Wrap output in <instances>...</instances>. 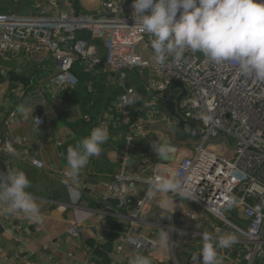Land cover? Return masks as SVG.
I'll use <instances>...</instances> for the list:
<instances>
[{
	"label": "crops",
	"instance_id": "crops-1",
	"mask_svg": "<svg viewBox=\"0 0 264 264\" xmlns=\"http://www.w3.org/2000/svg\"><path fill=\"white\" fill-rule=\"evenodd\" d=\"M75 6L76 11L87 16H104L99 0H77ZM132 13V0H129L126 15L134 20ZM26 14H41V10L31 6ZM139 54L150 64L158 63L151 45H140ZM136 69L141 70L137 72ZM136 69L122 76L125 93L134 88L141 94L136 106L146 108L159 101L167 82L150 69L155 79L147 81L145 86L143 80H151L150 76L149 79L145 77L147 69ZM58 70V64L47 53L33 57H0V148L11 142L14 152L18 153L0 152V171L18 168L26 173L30 180L27 190L38 203L42 215V221L37 223L22 214L0 213V264H129L137 254L148 256L152 264H194L193 256L202 246V233H210L214 241L226 235L222 221L172 193H157L148 198L146 213L138 219L132 216L133 213L120 206L115 209L107 202L112 198L107 187L122 168L128 176L144 180L152 177L156 169L160 168L159 173L164 172L160 165L170 162L161 160L152 145L167 141L168 157L177 160L194 153L199 139L193 137L194 130L188 127L192 136L186 140L181 137L178 141L170 128L155 124L144 129L141 139L129 144L126 129L115 132L116 128L109 125V139L102 145L101 153L90 158L79 183L73 184L66 176L67 148L87 136L90 123L111 122L113 115L108 114L105 106L103 109L92 107L93 110L84 107L83 101H78L73 93L56 97L51 78ZM102 78L105 84L101 85L109 93L113 79ZM176 94L179 97L182 93L177 91ZM22 104L31 109L27 117L17 111V106ZM40 114L46 118L43 129L48 135L34 141L31 124L36 129L34 119ZM114 125L118 126L115 122ZM38 163L44 164V168L38 167ZM149 187L148 183H141L135 190V198L145 199ZM70 189L78 190L79 196L74 197ZM162 198L174 203L170 202L164 208L160 204ZM231 216H235L239 226L247 227L248 222L238 214ZM74 226L79 230L76 238L69 233ZM161 228L170 232L166 248L158 244ZM141 239L152 240L155 246L138 251L134 243ZM246 249V245L236 238L230 247L217 251L222 264H246L243 257Z\"/></svg>",
	"mask_w": 264,
	"mask_h": 264
},
{
	"label": "built area",
	"instance_id": "built-area-1",
	"mask_svg": "<svg viewBox=\"0 0 264 264\" xmlns=\"http://www.w3.org/2000/svg\"><path fill=\"white\" fill-rule=\"evenodd\" d=\"M99 1L104 14L100 18L78 14L72 0H38L41 14L35 16H0V57L47 53L59 67L51 78L55 96L78 86L79 80L73 73L78 61L92 66L102 63L97 57L98 49L89 40L78 39V31L87 30L93 39L105 40L103 64L108 71L121 75V86L127 72L139 67L153 69L167 82L159 101L146 108L134 106L126 92L117 107L124 123L136 131L128 135L129 144L155 124L167 126L175 138L181 139L184 133L179 120L171 117L162 104L171 94L172 84L182 83L188 96L177 101V112L201 128L202 135L194 153L176 159L175 163H159L164 172L156 169L152 177L179 173L191 190L188 200L234 228L237 240L246 245V264L264 260V81L241 76L235 61L217 64L191 49H186L181 58L168 55L163 63L150 64L140 56L139 47L144 43L151 45V37L126 15L128 1ZM42 102L45 103L43 98ZM34 125L44 128L45 116L38 115ZM0 152L18 155L11 142ZM147 180L127 177L123 172L109 186V192L122 201L123 209L137 219L146 213L148 198L135 201L134 193L138 183H148ZM234 213L248 222L245 229L234 224L230 218ZM69 233L78 237V226ZM134 244L138 251L155 246L148 239Z\"/></svg>",
	"mask_w": 264,
	"mask_h": 264
},
{
	"label": "clouds",
	"instance_id": "clouds-1",
	"mask_svg": "<svg viewBox=\"0 0 264 264\" xmlns=\"http://www.w3.org/2000/svg\"><path fill=\"white\" fill-rule=\"evenodd\" d=\"M132 8L135 23L151 37V48L158 62L163 63L168 55L181 58L186 49H191L217 64L235 61L241 76L264 81V0H132ZM17 111L27 117L31 109L22 104L17 106ZM108 139L107 126L99 124L67 148L66 175L73 184L79 183L82 170L91 157L101 153ZM152 148L160 157L167 158V141ZM147 182L150 185L147 198L157 193H173L180 199H191V190L179 173L156 175ZM29 187L30 180L23 170L0 171V213L22 214L41 222L39 205L27 190ZM70 190L74 197L79 196L78 190ZM170 202L174 203L167 198L160 200L164 208ZM170 238L169 230L161 228L159 247H168ZM201 240L200 251L193 256L194 264H222L217 249L230 247L236 237L226 234L214 241L210 233L204 232ZM129 264L152 262L148 256L137 254Z\"/></svg>",
	"mask_w": 264,
	"mask_h": 264
},
{
	"label": "trees",
	"instance_id": "trees-1",
	"mask_svg": "<svg viewBox=\"0 0 264 264\" xmlns=\"http://www.w3.org/2000/svg\"><path fill=\"white\" fill-rule=\"evenodd\" d=\"M23 1H28V2H30V4L33 3L34 9H37V7L39 6L38 0H23ZM74 2L76 4L77 0H74ZM26 5H25V7H26ZM35 6H36V8H35ZM14 12L15 11L7 12V14H8V16H15V15H9V14H14ZM32 15H36V14H32ZM76 36L78 39L89 40V42H91L93 44V46L96 47L97 49H98V46L102 47L101 49L99 48V50H98L99 53L97 55V57L100 60H102V63L97 65V66H92V65L88 64L86 61H82V60L78 61L73 68V73L77 76V78L79 80V84L75 88L67 89L66 91H64L62 93L63 95L61 94V97L64 96L66 93H68V94L73 93V95L76 97V99L78 101L79 100L83 101V102H81V104H84V107L91 108L92 110L94 108L103 109L102 106H105V110L108 112V114L113 115V117H112L113 123H111L110 126H111V128H116V129H114L115 132L122 131L123 129H126V131L128 132V135L133 134V133L136 134V131L133 130L132 125L127 126L124 124V119L119 112L120 110H117L121 96L125 93L126 88H125V86H121L118 83L120 81L119 80L120 78L116 73H111V78H110V76H109L110 71H108L103 64L104 59L106 57L105 56V53H106L105 40L93 39L92 33L87 31V30L78 31L76 33ZM39 71H40V69H39ZM39 71H37V73H39ZM102 77H105L106 81L108 79H113V80H111L112 85H111V90L109 91V93H106V90L103 89V86L101 85V83L105 84V79ZM100 78H102V80ZM98 79H100L101 81L98 82L97 81ZM92 107H94V108H92ZM110 111H112L111 114H110ZM88 113H90V112H88ZM115 113L117 116L116 117L117 120L114 118ZM94 122H96V120H94ZM114 122H117L118 126L115 127ZM90 124H91V127L88 131H86L85 135H88L90 133L91 129L98 125V124L92 125V123H90ZM112 131H113V129H111L110 132H112ZM83 132L85 133V131H83ZM258 264H264V260H262Z\"/></svg>",
	"mask_w": 264,
	"mask_h": 264
},
{
	"label": "water",
	"instance_id": "water-1",
	"mask_svg": "<svg viewBox=\"0 0 264 264\" xmlns=\"http://www.w3.org/2000/svg\"><path fill=\"white\" fill-rule=\"evenodd\" d=\"M181 90L182 94L179 97L175 96V92L177 90ZM170 92L171 94L168 96V99L163 102L162 107L164 108V110L173 118L179 120V128L182 130V132L184 133L183 135H181L183 140L188 139L189 137L192 136V134H190V132H188L187 127H190L191 129L194 130V135L193 137L198 139L201 137L202 135V129L197 127L196 124L192 123V122H188L186 121L180 114H178L177 112V101L185 98L188 96V92L185 88V86L182 83L179 82H174L170 88ZM41 115V114H40ZM31 132H32V139L34 141L37 140H41V139H45L48 135V131L43 129V128H39V129H34L33 128V123L31 124ZM161 160L170 162V163H175L176 162V158H171L168 157L167 158H162L160 157ZM108 203H110L112 205L113 208L117 209L120 205L121 202L119 199H115V198H109L107 200Z\"/></svg>",
	"mask_w": 264,
	"mask_h": 264
},
{
	"label": "rangeland",
	"instance_id": "rangeland-1",
	"mask_svg": "<svg viewBox=\"0 0 264 264\" xmlns=\"http://www.w3.org/2000/svg\"><path fill=\"white\" fill-rule=\"evenodd\" d=\"M127 1H129V0H127ZM27 5H26V4ZM25 5H26V7H25ZM34 4L33 3H31L30 4V2H28V1H24V2H22V1H12V0H0V16H4V17H9L8 16V14H7V12H11V11H15L14 12V14H9V15H15V16H17V17H19V18H24L25 16L26 17H28V15L29 14H26V10L28 9V8H31V6H33ZM76 5V4H75ZM127 8H128V6H127ZM2 10V11H1ZM42 11H43V9H42ZM78 14H83V15H86V14H84V13H80L79 12V10H77L76 11ZM30 16H35V15H30ZM132 20V19H131ZM135 21V20H134ZM99 48L101 49L102 47L101 46H98V50H99ZM143 69H147L145 72H146V75H145V77H147L148 79H149V76H150V79L151 80H143V83H144V85L146 86V83H147V81H153L154 79H155V77H153V75H152V72H151V70L149 69V68H143ZM138 70H141V69H136L135 71H137L138 72ZM135 71H133V72H135ZM139 72H143V71H139ZM145 79V78H144ZM134 87V86H133ZM132 92V93H131ZM130 92V95H131V100H132V104L134 105V106H136V105H138V103H139V98H138V96H141V94H138L137 93V91L134 89V88H132V91ZM139 92V91H138ZM140 93V92H139ZM57 97H60L61 95H56ZM62 98V97H61ZM141 98V97H140ZM36 120V118L34 119V121ZM103 124H105L106 125V123H103ZM108 131H109V129H108ZM84 137V136H83ZM82 137V138H83ZM115 137V136H114ZM140 137H142V136H139V139H141ZM178 141H180V139L178 138ZM131 144H134V143H131ZM42 164V163H41ZM42 165H44V164H42ZM39 167V166H38ZM125 173V175L127 176V177H130V176H128L127 174H126V172H125V168H122V170H121V172L119 173V174H117L116 176H118V175H120L121 173ZM116 176H115V178H116ZM114 178V179H115ZM132 178H134V177H132ZM114 181V180H113ZM112 181V182H113ZM111 182V183H112ZM110 183V184H111ZM110 184L108 185V187H107V189H108V193L110 194V196L112 197V198H115V199H119L118 197H115V196H113L110 192H109V186H110ZM141 183H138V185H137V187L140 185ZM134 199H135V201H139V199H136L135 198V196H134ZM120 200V199H119ZM120 202H121V205H120V207L123 209V207H122V201L120 200ZM131 212V211H130ZM132 213V212H131ZM232 217V218H231ZM230 218L232 219V221L234 222V224H236V225H238V223H237V221H236V219H235V216H231ZM218 220V219H217ZM219 221V220H218ZM219 222H221V221H219ZM221 227H222V229L224 230L223 232L225 233V234H234L235 233V235H236V232L234 231V228L232 227V226H229V225H227L226 223H224V222H221ZM242 228L243 229H245V226H242ZM244 256V255H243ZM262 260H260V261H257L256 262V264H258L259 262H261Z\"/></svg>",
	"mask_w": 264,
	"mask_h": 264
}]
</instances>
